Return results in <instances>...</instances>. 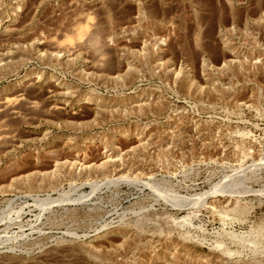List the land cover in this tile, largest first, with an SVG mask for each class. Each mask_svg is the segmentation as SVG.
I'll use <instances>...</instances> for the list:
<instances>
[{
    "label": "rangeland",
    "instance_id": "rangeland-1",
    "mask_svg": "<svg viewBox=\"0 0 264 264\" xmlns=\"http://www.w3.org/2000/svg\"><path fill=\"white\" fill-rule=\"evenodd\" d=\"M0 264H264V0H0Z\"/></svg>",
    "mask_w": 264,
    "mask_h": 264
},
{
    "label": "bare ground",
    "instance_id": "bare-ground-1",
    "mask_svg": "<svg viewBox=\"0 0 264 264\" xmlns=\"http://www.w3.org/2000/svg\"><path fill=\"white\" fill-rule=\"evenodd\" d=\"M88 24V23H87ZM78 27V26H77ZM82 29H84V28H82ZM88 31V30H87ZM94 32H96V31H94ZM92 33V32H91ZM76 34V33H75ZM83 34H85V33H83ZM87 34V33H86ZM93 34H95V33H93ZM87 37V36H86ZM96 35L95 36H92V35H90V36H88V39H87V41H88V43L90 44V45H96V43H98L97 41L98 40H96ZM73 39V38H72ZM86 40V39H85ZM84 40V41H85ZM58 42V41H57ZM74 42V41H73ZM86 43V42H85ZM67 44V43H66ZM73 44V43H72ZM72 44H69V45H72ZM88 44V45H89ZM68 45V44H67ZM89 45V46H90ZM100 45V44H99ZM60 46V45H59ZM66 46V45H65ZM63 47V46H62ZM88 47V46H87ZM71 48H74V47H71ZM89 48V47H88ZM94 48V47H93ZM7 105V104H6ZM105 107V106H104ZM60 108V107H59ZM12 112H14V111H12ZM16 114V113H15ZM41 180V179H40ZM33 181H29V183H28V185L29 186H27L28 188L30 187V185L31 184H33L32 183ZM34 182H35V180H34ZM36 183H34V185H35ZM37 184H38V182H37ZM40 184V183H39ZM27 185V184H26ZM41 185V184H40ZM34 187H37V185L36 186H34ZM32 188V187H31ZM30 189V188H29ZM54 200V199H53ZM122 235V240L125 238V236H126V234H121ZM127 237V236H126ZM126 239H128V238H126ZM125 239V240H126ZM129 240V239H128ZM128 240H126V241H128ZM123 242H124V240H123ZM128 243V242H127ZM168 243V242H167ZM171 243V242H170ZM130 244V243H129ZM128 245V244H127ZM131 245V244H130ZM133 245V244H132ZM168 245H169V243H168ZM171 245V244H170ZM173 246V245H172ZM163 247H165V244H164V246ZM166 247H167V245H166ZM169 247V246H168ZM162 248V247H161ZM170 248H172V247H170ZM166 250V249H165ZM168 251V250H167ZM181 251V250H180ZM97 252V251H96ZM169 252V251H168ZM170 253H171V251H170ZM169 255V254H168ZM170 256V255H169ZM178 257V256H177ZM184 257V256H183ZM172 258V257H171ZM171 260V259H170Z\"/></svg>",
    "mask_w": 264,
    "mask_h": 264
}]
</instances>
